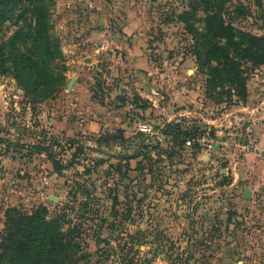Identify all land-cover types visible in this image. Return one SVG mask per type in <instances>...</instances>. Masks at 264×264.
<instances>
[{
    "label": "rangeland",
    "instance_id": "374dc122",
    "mask_svg": "<svg viewBox=\"0 0 264 264\" xmlns=\"http://www.w3.org/2000/svg\"><path fill=\"white\" fill-rule=\"evenodd\" d=\"M49 6L48 97L3 48L32 55L29 14L0 23V243L45 209L83 239L66 264H264V0Z\"/></svg>",
    "mask_w": 264,
    "mask_h": 264
},
{
    "label": "trees",
    "instance_id": "16d2710c",
    "mask_svg": "<svg viewBox=\"0 0 264 264\" xmlns=\"http://www.w3.org/2000/svg\"><path fill=\"white\" fill-rule=\"evenodd\" d=\"M50 1L0 0V23L12 17L17 6L22 9L19 18L24 13L30 16L32 25L28 29V36L31 39L32 57L20 55L16 51L15 39L3 48L11 47L16 77L24 88L40 97L50 96L54 90L53 83L56 82L50 65L56 58V53L52 52L53 38L48 25ZM232 41L231 37H227L228 45ZM251 44L255 45L252 39ZM255 47L243 50L244 58L253 63L258 62ZM225 49L219 50L224 52ZM233 49L238 50L239 45L236 43ZM211 56L215 57L212 52ZM262 60L261 64L264 65V56ZM42 69L43 73L40 75ZM46 212L45 209H40L33 215H26L15 209L8 211L6 229L0 243V264H66L74 261V253L80 250L83 243L80 233L63 232L62 218L50 219Z\"/></svg>",
    "mask_w": 264,
    "mask_h": 264
},
{
    "label": "crops",
    "instance_id": "0c3cea01",
    "mask_svg": "<svg viewBox=\"0 0 264 264\" xmlns=\"http://www.w3.org/2000/svg\"><path fill=\"white\" fill-rule=\"evenodd\" d=\"M260 120H255V123L252 125L253 136L259 143H264V116Z\"/></svg>",
    "mask_w": 264,
    "mask_h": 264
},
{
    "label": "built area",
    "instance_id": "2783aa9c",
    "mask_svg": "<svg viewBox=\"0 0 264 264\" xmlns=\"http://www.w3.org/2000/svg\"><path fill=\"white\" fill-rule=\"evenodd\" d=\"M249 149H251L258 157L264 161V146H259L250 141Z\"/></svg>",
    "mask_w": 264,
    "mask_h": 264
},
{
    "label": "water",
    "instance_id": "95a60500",
    "mask_svg": "<svg viewBox=\"0 0 264 264\" xmlns=\"http://www.w3.org/2000/svg\"><path fill=\"white\" fill-rule=\"evenodd\" d=\"M245 197L246 198H250L251 195H250V192L248 190L245 191ZM56 199V198H55ZM57 200V199H56Z\"/></svg>",
    "mask_w": 264,
    "mask_h": 264
}]
</instances>
